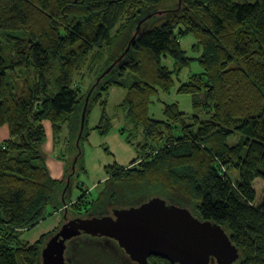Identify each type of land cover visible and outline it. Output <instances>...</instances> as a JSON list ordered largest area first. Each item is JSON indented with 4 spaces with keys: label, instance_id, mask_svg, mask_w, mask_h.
<instances>
[{
    "label": "trees",
    "instance_id": "obj_1",
    "mask_svg": "<svg viewBox=\"0 0 264 264\" xmlns=\"http://www.w3.org/2000/svg\"><path fill=\"white\" fill-rule=\"evenodd\" d=\"M160 2L0 0V128L9 131L0 145V264H43L38 244L17 239L20 231L46 219L47 207H62L63 182L50 176L42 122L55 131L65 126L76 142L88 98L76 148L89 135L85 126L92 105L102 108L93 131L102 137L109 133L103 96L121 84L101 79L87 96L90 89L82 94L74 76L95 49L120 41L124 48L101 73L114 63L110 73L119 69V77L129 72L138 79L124 100L134 133L123 139L137 159L131 168L106 167V188L91 210L126 206L129 187L137 186L148 198L155 195L219 225L237 249L239 264H264V191L257 200L253 189L255 180L264 181V0H182V9L166 12L168 19L160 12L158 21L137 32V24L149 19L144 14ZM186 36L196 41L202 72L179 85L177 94L193 97L195 106L204 95L210 117L189 116L166 104L164 119H152V98L170 93L173 76L193 61L181 48ZM167 58L174 62L171 72L162 66ZM76 243V252L83 250L80 261L110 263ZM150 263L173 264L159 257Z\"/></svg>",
    "mask_w": 264,
    "mask_h": 264
},
{
    "label": "rangeland",
    "instance_id": "obj_2",
    "mask_svg": "<svg viewBox=\"0 0 264 264\" xmlns=\"http://www.w3.org/2000/svg\"><path fill=\"white\" fill-rule=\"evenodd\" d=\"M182 0H161L160 4L152 9L150 12L144 14L145 17L149 19L144 23L139 22L136 26L137 30L140 33L146 31L153 23L158 21V17L161 14L160 12H164L162 15L163 18L168 19L170 17L169 11H176L182 9ZM151 14H154L152 16ZM143 16V17H144ZM125 21V20H124ZM119 23L117 27L122 25ZM141 28V29H140ZM140 29V30H139ZM136 30V31H137ZM133 39V38H132ZM196 44L195 39L192 36H186L181 39V48L185 51V57L190 58L192 61L191 65L185 69H183L178 76H173L174 86L170 93L164 94L159 93L155 97L152 98V103L149 109V115L152 119L155 120H163V107L164 105L176 104L179 107L181 112L186 113L187 115H197L201 119H208L210 117V109L205 104L204 95L198 97L202 102V105L195 106L194 99L188 95H180L177 94V89L179 85L187 83L192 75L199 74L202 72L201 67L198 64V57L200 56V51L194 50L193 46ZM104 46L101 51H96V49L89 56L86 67H83L81 72L78 75L74 76V85H78L82 94H86L90 89V93L94 89V85L100 82L103 79V82H118L121 84L120 87H110L105 92L103 96V100L106 102L104 106L105 113L110 120V131L109 133L102 137L98 132L93 131L100 121L102 108L99 105H92L89 110L88 122L86 123L85 128L88 129V137L81 142L80 149L76 148L78 145V140L81 137L82 131L84 129V123L80 124V132L78 133V140L74 142L71 139L68 133V130L64 126L60 131L53 130L51 123L49 121H43V127L45 129L47 140L42 145V149L46 154L48 169L50 172V176L62 180L63 186L59 191V196H61L62 204L61 208L52 209L51 207H47L46 219L42 222L38 223L35 227L29 229H23L18 233V242L22 245H34L38 244L39 251L43 250L46 242L50 239V237L55 236L61 229V226L66 222L73 221L75 219H101L109 217L111 219H115L113 216L114 211L128 210L132 208H139L143 204L149 202L151 199H154L153 195H148L143 190H137L136 187H129L131 189V193L126 199V206H108L106 205V209H101L100 211L91 210L92 201H95L99 196V193L104 190L105 180L108 179L106 175V165L110 160L109 153H114L115 158L119 159V148H121L122 143L119 141L120 139V130H123V137H127V135L134 133L133 123L126 117L127 110L124 106V100L127 95V90L131 87L138 79L131 73L127 72L119 77V69H116L110 73V70L113 68L114 63L111 64L109 68L105 70L104 73H101L105 64L108 61L116 58L120 52V49L124 48V44L120 41L118 44L114 46ZM129 47V46H128ZM128 48H126L127 50ZM4 52L7 53L6 47H4ZM162 66H164L169 72L174 70V62L171 58L163 59ZM108 70V71H107ZM110 73V74H109ZM102 76L98 78V75ZM25 73L22 72L20 76L25 78L32 83L31 76H24ZM105 77V78H103ZM22 82V81H21ZM98 93V92H97ZM88 98L86 99L87 103ZM194 101V103H193ZM85 103V106L87 104ZM101 105V104H100ZM83 108V111L85 109ZM82 111V114H83ZM86 112V109H85ZM6 128V126L1 127ZM6 130V129H4ZM120 136H119V135ZM133 138V137H132ZM141 140L139 137L137 140L134 138L131 140L133 142H138ZM229 144L232 141H228ZM2 143H0L1 145ZM81 153V157L78 159L77 156ZM132 154L137 159V155L134 151V147L129 145L128 153L122 154V158L120 162L122 163V167L131 168L133 165L131 163L128 164V156ZM134 154V155H133ZM131 156V157H132ZM112 159L113 156H111ZM117 163V162H116ZM136 164V163H135ZM232 175L236 174L232 172ZM253 189L255 190L257 200L263 194L264 191V181L257 179L253 183ZM85 190V199L84 202L81 203L79 200L82 199V193ZM136 190V191H132ZM65 200V201H64ZM142 201V202H140ZM195 217V216H194ZM197 218V217H196ZM199 219V218H197ZM201 220V219H200ZM204 221V220H201ZM84 238H72V240L67 241V249L65 252L66 260L69 264H76V257L70 252L72 245L76 243V240L82 241V243L90 242L89 240L94 241L95 244L101 245L106 249L107 252L111 251V260L109 262L111 264H131L129 263L124 255V251L114 243V241L110 238H99L94 240L89 238L88 236H83ZM88 245V244H85ZM102 257V256H100ZM155 256H150L148 259L151 261ZM156 258V257H155ZM78 264H86L85 260H79L77 257ZM95 261V260H92ZM240 260L235 261L232 264H239ZM103 261H98V258L93 264H104ZM108 264V263H107ZM149 264H151L149 262ZM208 264H218L216 259L211 258Z\"/></svg>",
    "mask_w": 264,
    "mask_h": 264
},
{
    "label": "water",
    "instance_id": "obj_3",
    "mask_svg": "<svg viewBox=\"0 0 264 264\" xmlns=\"http://www.w3.org/2000/svg\"><path fill=\"white\" fill-rule=\"evenodd\" d=\"M113 216L114 220L109 217L86 220L81 226L91 234L116 241L138 264H147L150 256L173 264H208L211 258L218 264H232L239 258L237 249L219 225L201 221L186 209L166 205L160 198L151 199L139 208L114 211ZM72 233L66 231L61 238L56 264H64L63 242ZM48 251L49 245L41 251L43 264H48Z\"/></svg>",
    "mask_w": 264,
    "mask_h": 264
},
{
    "label": "flooded vegetation",
    "instance_id": "obj_4",
    "mask_svg": "<svg viewBox=\"0 0 264 264\" xmlns=\"http://www.w3.org/2000/svg\"><path fill=\"white\" fill-rule=\"evenodd\" d=\"M87 219H75L73 221H69V222H66L65 224H63L61 226V229L60 231L55 235V236H52L50 237V239L46 242L45 246L43 249H45L48 245H49V251L47 252V256H46V263L48 264H56V256L58 255V251H59V247H60V242L62 241L61 238H63L64 236V233L66 231H72L73 233V236L70 237L69 239H66L64 242H63V245H64V249H63V263L64 264H69L66 260V255H65V252H66V249H67V245H66V242L67 241H70L72 240V238H79V237H82L84 238L83 236H88L89 238H92L94 240H97L99 238H105L104 236H101V235H96V234H91L89 231L87 230H83L82 226H81V222H84L86 221ZM91 220V219H90ZM90 242H86L82 245V247L84 246H87V247H90V252L94 255V256H97L99 254L101 255H104L106 256V249L104 247H102L101 245L99 246V248L97 249V246L95 244H93L91 241L92 240H89ZM78 242V241H77ZM76 244L78 243H75L74 245H72V248L70 250V252L76 257H78V259L80 260V257H81V254L83 252V250H80V253L76 252L77 251V246ZM85 244H88V245H85ZM94 249H97V250H94ZM94 251V253L92 252ZM109 252L111 253V251L109 250ZM124 255H126V258L128 259L127 261L131 264H138L137 262L133 261L131 259L130 256H128L125 252H124ZM150 259V258H149ZM147 259V264H149L150 260ZM77 262V263H76ZM76 264H78V261L76 259L75 261ZM110 264V263H109Z\"/></svg>",
    "mask_w": 264,
    "mask_h": 264
},
{
    "label": "crops",
    "instance_id": "obj_5",
    "mask_svg": "<svg viewBox=\"0 0 264 264\" xmlns=\"http://www.w3.org/2000/svg\"><path fill=\"white\" fill-rule=\"evenodd\" d=\"M4 129H6V130H4ZM119 135V134H118ZM120 136V135H119ZM9 139V131H8V128L6 127V128H2V129H0V143H2V142H4V141H6V140H8ZM119 141L122 143V146H121V148H119V152H118V154H119V159H118V157L117 158H115V154L114 153H110L109 154V156H110V160H109V162L107 163V165L106 166H109L110 164L111 165H113V164H116V165H118V166H122L123 164L122 163H125V161H123V159H122V163L120 162V160H121V158H122V154H126V153H128V150H129V145L122 139V137L120 136V139H119ZM134 155V154H133ZM111 156H113V158L114 159H112L111 158ZM132 154H129V156H128V164H130L133 160H134V156H132ZM117 162V163H116ZM47 166H48V163H47ZM55 179V178H54ZM58 180V179H57Z\"/></svg>",
    "mask_w": 264,
    "mask_h": 264
},
{
    "label": "bare ground",
    "instance_id": "obj_6",
    "mask_svg": "<svg viewBox=\"0 0 264 264\" xmlns=\"http://www.w3.org/2000/svg\"><path fill=\"white\" fill-rule=\"evenodd\" d=\"M110 153L108 152V155H109ZM109 166H111V164L109 165ZM57 180V179H56ZM106 181H108V180H105V183H106ZM104 188H106V184H105V186H104ZM83 195H85V190H83V193H82V196ZM108 206H113L112 204H108ZM80 238V237H79ZM78 239V238H77ZM76 241H78V240H76ZM96 246H97V249L99 248V245L98 244H95ZM85 247V246H84ZM106 258L108 259V262H109V260H111V253L110 252H106Z\"/></svg>",
    "mask_w": 264,
    "mask_h": 264
}]
</instances>
